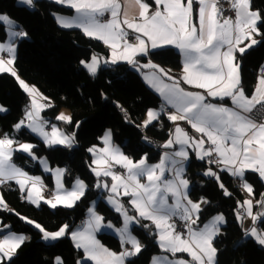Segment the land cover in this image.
Returning <instances> with one entry per match:
<instances>
[{"label":"snow or ice","instance_id":"obj_1","mask_svg":"<svg viewBox=\"0 0 264 264\" xmlns=\"http://www.w3.org/2000/svg\"><path fill=\"white\" fill-rule=\"evenodd\" d=\"M21 6L34 9L37 0H18ZM54 3L75 11L72 17L53 13L57 24L63 28H77L89 38L102 41L111 50L109 59H102L93 54L89 61L81 60V65L86 68L89 75L95 76L101 63L117 64L124 61L137 71L153 69L154 72L145 73L144 78L156 91L164 97L167 104L176 109L169 113L168 119L172 122L187 120L196 132L207 137H190L179 125L170 134V138L160 147L173 149L164 152L158 164L150 165L145 154L138 161L125 155L117 146L112 144L111 130L102 137L104 147L96 150L90 148L89 152L99 158L92 163L100 167L92 171L97 178L110 177L111 185L97 181L98 189L107 190L109 195L106 200L109 205L122 217V226L115 225L100 215L95 206L87 209V219L82 225L72 230L64 224L56 231H47L40 223L27 217L16 215L29 225H33L40 233L41 238L47 242H55L63 237H70L77 249L83 250V257L76 264H133V258L138 257L145 246L140 242L131 228L140 225L147 229L148 224L141 220L151 221L156 229L158 247L165 255L153 256L150 264H219V250L214 246L216 238L221 234L222 226L227 223L223 214H217L199 227L202 205L210 201L201 197L193 201L189 196L190 181L185 178L186 165L190 154L186 148L195 152L196 159L205 160L215 164L220 171L227 172L231 177L239 178L241 187L251 196L253 187L245 178L246 170L259 174L264 180V124H257L245 113H251L257 105L264 107V75L258 78V86L251 97L246 96L241 87L240 64L237 62L236 53L241 56L264 40V32L260 31V24H264V14L251 9V0H233L232 7L236 18L225 19L220 22L221 11L216 6V0H155L157 10L148 15L149 5L136 0L140 6L142 22H130L127 18L123 25L131 29L137 43H130V33L122 26L120 20V4L117 0H53ZM199 3V28L189 24L193 16L194 4ZM163 5L161 11L160 6ZM105 12H110L112 19L106 23L99 21L98 17ZM0 25L10 26L8 29L9 42H0V52H6L8 59L0 58V73H10L16 77L20 87L29 94L30 109L25 112L24 118L14 125V130L20 132L27 128L31 133L41 137L48 147L64 145L71 148L75 143V133L67 134L55 125L51 132L45 130L48 121L44 120L40 112L46 107L37 97L40 95L36 89L30 88L23 80L19 79L14 70L16 48L14 41L24 39L27 33L23 30L15 31L16 22L7 14L0 13ZM143 37H147L145 40ZM150 42V46H149ZM167 45H175L184 54L183 82L196 88L206 90V96L198 92H188L180 87L175 78L169 76L162 68L149 60L141 64L139 57L150 56L155 50ZM264 72V66L261 69ZM156 72L173 80L172 84L164 83ZM223 101L229 98L232 107L223 104L211 103L207 100ZM41 99H47L41 97ZM7 109L0 105V112ZM123 111V109H122ZM161 113L153 109L147 110V119L143 127L147 128L157 121ZM57 120L67 124L72 123L71 116L63 113L56 117ZM79 127V122H77ZM145 141L151 143L148 137ZM209 144L210 147L205 145ZM15 145V147H14ZM179 145V148H175ZM34 144L21 143L7 134L0 138V185L15 181L21 192H26V199L39 206L43 199L41 196L42 181L38 176H30L13 161L14 152H22L33 160L37 157L33 153ZM114 161L126 170L125 175L113 172L109 161ZM45 171H51L56 178V192L53 199L43 200L51 209L58 207L74 208L78 201L86 195L87 185L77 178L73 188H64L62 179L64 169H50L47 161L41 159ZM170 174L171 178H168ZM204 176L213 177L225 195H231L220 181L218 172L211 167L206 169ZM146 178L147 183H141ZM30 185V186H29ZM264 196V193L261 194ZM130 197L128 203L135 211L130 215L120 197ZM169 197L171 203H169ZM260 211L253 212V201L245 199L238 202L242 212L236 213V219L241 224L244 239H252L259 246L264 247V199L257 200ZM95 205V202H93ZM7 204L0 195V211H7ZM174 217H179L184 222L186 234L176 230ZM245 218H251L252 226L244 228ZM258 223L261 225L258 227ZM104 229L114 230L120 238L122 251L112 252L105 248L96 238V234ZM30 237L10 231L9 225L0 224V264H14L18 250ZM130 246V247H129ZM187 253L191 260L177 257V254ZM171 257L170 258L169 255ZM54 264H64L61 257H55Z\"/></svg>","mask_w":264,"mask_h":264},{"label":"trees","instance_id":"obj_2","mask_svg":"<svg viewBox=\"0 0 264 264\" xmlns=\"http://www.w3.org/2000/svg\"><path fill=\"white\" fill-rule=\"evenodd\" d=\"M17 0H0V13L15 20L26 38L17 42L14 69L25 82L36 87L47 98L49 105L42 112L47 121H54L61 109H68L72 123L63 124L67 134L75 133V148L66 146L47 147L39 138L26 128L14 131V125L24 118L28 108V95L20 87L17 79L10 73H0V104L7 111L0 113V137L5 134L19 142L35 145L33 153L37 158L45 157L52 167H64V183L69 186L79 178L87 185L86 195L71 209L58 207L53 210L46 204L36 206L27 201L24 194L14 185L1 187V194L9 210L0 211V224L9 225L10 231L26 234L30 239L18 250L14 264H54L55 257H61L64 264H76L83 253L74 247L70 237L60 238L49 245L41 239V233L32 225L21 220L27 217L41 224L47 231H56L64 224L73 230L82 225L87 209L92 201L99 198L97 212L104 221L121 226V218L103 200L107 195L96 187V176L91 172L89 149L101 144L100 139L109 129L112 141L121 151L134 161L147 154L149 163L159 161L162 151L142 139L146 136L156 145H163L172 133L175 124L161 113L159 119L144 128L141 124L147 110L162 107L160 98L143 82L138 72L128 64L101 65L93 77L82 67L81 60L89 61L93 54L100 58L108 56L105 45L89 38L79 29L60 27L53 13L67 15L71 9L47 0H37L34 9L20 6ZM251 9L264 14V0H251ZM264 32V24H260ZM257 40L264 38L257 36ZM6 39L5 27L0 25V41ZM241 85L249 93L253 90L258 71L264 65V42L259 43L246 54H238ZM147 58H141L145 63ZM150 60L174 71L181 69L180 55L171 48L156 50ZM123 109V111H122ZM79 122V127H77ZM180 125H183L182 123ZM15 147V145H14ZM186 165L185 178L190 181L189 196L193 201L201 197L210 201L201 213L200 224L223 214L227 223L222 226L221 234L214 246L219 250V264H264V247L252 239H244L241 224L236 213L242 212L238 202L248 198L246 191L227 172L220 171L206 160H198L193 152ZM13 161L31 176L42 178L47 189L53 186L52 177L44 174L40 166L28 155L14 152ZM211 167L218 172L220 181L231 195H225L213 177L204 176ZM245 178L253 187L251 198L254 201L253 212L260 211L256 201L264 199V182L255 172H246ZM51 192V191H50ZM130 197L121 200L129 213L135 211L128 204ZM19 214L16 215V214ZM145 229L133 225L131 231L145 246L142 253L133 258V264H150L151 257L161 254L156 238V229L147 220ZM261 225L258 223L257 225ZM102 244L113 251L121 249V243L113 235L100 233ZM88 264H92L88 262Z\"/></svg>","mask_w":264,"mask_h":264},{"label":"crops","instance_id":"obj_3","mask_svg":"<svg viewBox=\"0 0 264 264\" xmlns=\"http://www.w3.org/2000/svg\"><path fill=\"white\" fill-rule=\"evenodd\" d=\"M47 1H51V2H53V0H47ZM117 2L120 4V20H121V23L123 22V20L125 19V18H127L130 22H137V23H139V22H142V18L140 17V15H139V13H140V11H141V9H140V6H139V4L138 3H136V0H117ZM183 2H185L186 3V0H183ZM141 3H147L148 5H149V8H148V12H147V14L148 15H151V14H153L156 10H157V5L155 4V0H141ZM59 5V4H58ZM199 7H200V5H199V3L197 2V3H195L194 4V13H193V16H191L190 18H189V24L191 25V24H195L196 26H197V28H199V15H198V9H199ZM67 8V7H66ZM160 9H161V11H162V9H163V5H161L160 6ZM106 13H108L107 15V17H106V19H105V21L103 22V23H106V22H108V21H110L111 19H112V17H111V13L110 12H105L104 13V15L103 16H100V17H98V19H99V21L106 15ZM60 15H63V14H60ZM75 15V11L74 10H72L71 9V13L70 14H67V15H64V16H68V17H72V16H74ZM235 18H236V15H235V17L234 18H226V19H231L233 22L235 21ZM219 20H220V17H219ZM225 20V19H224ZM223 20V21H224ZM223 21H220L221 23H223ZM122 26L127 30V31H130V32H133L131 29H127V26L126 25H123V23H122ZM61 27V26H60ZM63 28V27H62ZM66 29H68V28H66ZM72 29H77V28H72ZM18 30H20V29H18ZM79 30H81V29H79ZM82 31V30H81ZM83 32V31H82ZM134 34H136V35H138L137 33H134ZM145 40H147V37H143ZM257 39V38H256ZM102 42V41H101ZM103 43V42H102ZM104 44V43H103ZM105 45V44H104ZM149 46H150V42H149ZM105 47L107 48V50H108V56L106 57V58H102V59H109L110 58V53H111V50H110V48L108 47V46H106L105 45ZM255 47V46H254ZM165 48H171V49H174L175 51H177L178 53H179V55H180V61H181V69L179 70V71H174L173 69H171V68H169V67H164V66H162V65H160V64H158V63H155V62H153L152 60H151V62L152 63H154L155 65H157V66H159V68H162L165 72H167L168 74H169V76H171V77H173V78H175V81L176 82H179V84H180V87L181 88H183L185 91H188V92H198V93H201V94H204L205 96H206V90H204V89H199V88H196V87H194L193 85H189V84H186V83H184L183 82V79H182V77L184 76V71H183V66H184V59H185V57H184V54L181 52V50L179 49V48H177L175 45H167V46H164L163 48H160V49H165ZM160 49H157V50H160ZM156 51V50H155ZM239 54V52H237L236 53V56ZM141 58H147L146 60V62L145 63H141V64H146V63H148L149 62V60H150V56H143V57H139L138 59L140 60ZM238 62V61H237ZM121 63H124V64H127L126 62H124V61H119L117 64H121ZM101 65H115V64H104V63H101ZM100 65V66H101ZM131 66V65H130ZM264 66V65H263ZM85 70H86V68L84 67V66H82ZM133 68V67H132ZM136 72H138L139 73V75H140V77H141V79L143 80V82L160 98V101H161V104H162V109L163 108H166V109H169L170 111H171V113H174V112H176V109L175 108H173L171 105H169V104H167V102L165 101V99H164V97L163 96H161L160 95V93L158 92V91H156L155 90V88H153L148 82H146V80H145V78H144V75H145V73H151V72H154L155 70H153V69H147V68H145V69H142V70H140V71H137L135 68H133ZM262 69V67L260 68V70ZM260 70L258 71V76H257V79H256V82H255V84H254V87H253V90L251 91V92H249V93H247L245 90H244V87H242V85H241V87L243 88V90H244V92H245V94H246V96H248V97H251L252 95H253V93H254V90L257 88V86H258V78L261 76L260 75ZM16 71V70H15ZM87 71V70H86ZM88 72V71H87ZM156 75H157V77L159 78V79H161V80H163V82L164 83H168V84H172L173 83V80H169L167 77H165V76H162V74L161 73H159V72H156ZM16 78V77H15ZM24 81V80H23ZM28 85V84H27ZM29 87H31V86H29ZM24 91V90H23ZM25 92V91H24ZM26 93V92H25ZM27 94V93H26ZM28 95V94H27ZM38 97H40V96H38ZM28 99H29V95H28ZM207 100L209 101V102H211V103H216V104H223L224 106H228V107H232V104H231V101H230V99L229 98H225L223 101H219V100H214L213 98H211V97H207ZM44 103L45 104H47V105H49V102L47 101V100H45L44 101ZM162 109L160 108L159 110V112L160 113H162ZM147 114V113H146ZM245 115H247L250 119H251V117H250V115H249V113H245ZM174 124H175V126H174V129H175V127L177 126V125H179L190 137H193V138H195V139H200L201 137H203V139H205V141H207V137L206 136H203V134L202 133H198V132H196L195 131V129H193L192 127H191V125L189 124V122L187 121V120H183V121H176V122H173ZM183 124V125H180V124ZM261 124H264V122L263 123H261ZM174 129H173V131H172V133L171 134H173L174 133ZM0 138H3V137H0ZM169 138H170V136H169ZM168 138V139H169ZM167 139V140H168ZM166 140V141H167ZM165 141V142H166ZM112 142V144L113 145H115L116 146V144H114L113 143V141H111ZM164 142V143H165ZM163 143V144H164ZM101 145L102 144H100V145H98V149H101ZM206 147H207V143H206V145H205ZM211 146V145H210ZM118 147V146H117ZM119 148V147H118ZM175 148H179V145H176L175 146ZM120 149V148H119ZM165 149V148H164ZM97 150V149H96ZM121 150V149H120ZM170 152L171 151H173V149H168ZM186 150L190 153V152H193L194 154H195V152L192 150V149H190V148H186ZM99 154V152L97 151V155ZM196 156V155H195ZM92 158V157H91ZM206 161H207V158L205 159ZM13 163H14V161H12ZM111 162V160L109 161V163ZM100 167L101 166H97V167H95L96 169H100ZM120 170H123V169H120ZM125 171V170H124ZM249 171H251V170H246V172H249ZM251 172H253V171H251ZM256 173V172H255ZM117 174H120V175H123V174H121L119 171H118V173ZM126 174V172H124V175ZM258 174V173H257ZM31 176V175H30ZM258 176H259V174H258ZM101 178H104V177H101ZM168 178H171V175H168ZM234 178V177H233ZM236 181L238 180L239 182H241L240 181V179L237 177V178H234ZM261 179V178H260ZM262 180V179H261ZM263 182H264V180H262ZM10 184H14L18 189H19V185H17L16 183H15V181H9V182H7L6 184H4V185H1L0 187H7V186H9ZM30 186V185H29ZM39 187H42V186H40L39 185ZM189 189H190V186H189ZM20 191V190H19ZM42 191V190H41ZM21 192V191H20ZM22 194H24V196L26 197V195H27V193L26 192H21ZM247 193V192H246ZM51 194H52V192H51ZM248 194V193H247ZM0 195H2L1 194V191H0ZM249 195V194H248ZM44 196V195H43ZM106 197V196H105ZM49 198V197H48ZM123 198V196L121 197V199ZM247 199H251L252 201H253V199L251 198V196H248V198ZM27 200V199H26ZM28 201V200H27ZM30 202V201H29ZM33 204V203H32ZM129 204V203H128ZM253 204H254V201H253ZM130 205V204H129ZM209 206V204L208 205H202V207L203 208H205V207H208ZM130 207H132L131 205H130ZM7 208H8V210H9V207L7 206ZM85 218H86V216H85ZM84 218V220L83 221H85L86 219ZM250 221L252 222V220H251V218H250ZM148 222H150L151 223V221H148ZM244 222L245 221H243V224H244ZM105 223H106V221H105ZM152 224V223H151ZM154 226V225H153ZM78 227V226H77ZM77 227H75L73 230H75ZM155 227V226H154ZM12 232V231H11ZM101 232V231H100ZM100 232H98L97 234H96V238L99 240V238H98V235L100 234ZM14 233V232H13ZM16 234H23V233H16ZM24 235H26V234H24ZM27 236V235H26ZM117 237L116 238H118V240L120 241V238H119V236L118 235H116ZM72 240V239H71ZM27 241V240H26ZM100 241V240H99ZM73 242V241H72ZM100 243H101V241H100ZM121 243V242H120ZM102 244V243H101ZM105 248H107V249H109L107 246H105L104 244H102ZM130 247V246H129ZM78 250H80L82 253H83V250L82 249H78ZM110 251H112V252H116V253H119V252H121L123 249H122V247H121V249L119 250V251H113V250H111V249H109ZM162 255H165V253H161V254H158V255H155V256H162ZM167 255H169L170 256V254H167ZM82 257H83V255H82ZM177 257H179V258H183V259H185V260H191V258L188 256V254L187 253H182V254H177ZM170 258H173L174 259V257H171L170 256ZM88 262H90V263H92V264H94V262H92V261H88Z\"/></svg>","mask_w":264,"mask_h":264},{"label":"rangeland","instance_id":"obj_4","mask_svg":"<svg viewBox=\"0 0 264 264\" xmlns=\"http://www.w3.org/2000/svg\"><path fill=\"white\" fill-rule=\"evenodd\" d=\"M17 2V4L18 5H20L19 4V2H18V0L16 1ZM21 6V5H20ZM11 20H13V21H15L14 19H12L11 17H9ZM16 25H17V27H15L14 28V30L15 31H20V30H18L19 29V26H18V24L16 23ZM4 27H5V32H6V39L4 40V41H0V42H3V43H8L9 42V36H8V29H9V27L10 26H7V25H3ZM19 40H21V39H16L13 43H14V46H15V48H16V50H17V42L16 41H19ZM5 53V54H4ZM2 54L4 55V56H2ZM15 55H16V53H15ZM0 58H3V59H5V60H7L9 57H8V54L6 53V52H0ZM14 67V66H13ZM15 70V69H14ZM17 73V72H16ZM17 75H18V73H17ZM18 77H19V79H21V77L18 75ZM21 80H23V79H21ZM25 82V81H24ZM26 84H28V86H31L30 88H34V89H36V91L40 94L39 96L40 97H37V99H38V101L40 102V103H44V101L46 100V99H41V97H44L41 93H40V91L36 88V87H34L33 85H30L29 83H27V82H25ZM27 93V92H26ZM28 94V93H27ZM29 95V94H28ZM45 98V97H44ZM30 100H31V98H30V96H29V99H28V108H27V110H29L30 109ZM45 104V103H44ZM1 105V104H0ZM45 105H47V104H45ZM48 106H46L43 110H45L46 108H47ZM153 110H155V111H157V112H159L160 110L159 109H156V108H152ZM161 109H162V107H161ZM164 109V108H163ZM26 110V111H27ZM43 110L40 112V115H41V117H42V112H43ZM0 113H5V112H0ZM61 113H63L64 115H66V116H71V114H70V111L68 110V109H61L60 111H59V113H58V115H60ZM57 115V116H58ZM56 116V117H57ZM168 117V116H167ZM43 118V117H42ZM147 119V114L145 115V117H144V119H143V121H142V126H143V122L145 121ZM47 121V120H46ZM48 124H50L51 125V127H52V125H55L58 129H60L61 131H63V132H65L64 131V128L62 127V125L63 124H67V123H65V122H63V121H59V120H57L56 118L54 119V121H48ZM47 124V125H48ZM13 129H14V127H13ZM27 129V128H26ZM28 130V129H27ZM46 130V129H45ZM15 131V130H14ZM30 131V130H29ZM47 131V130H46ZM107 131H109V129H107L105 132H104V134H103V136L102 137H104V135H105V133L107 132ZM49 133L51 132V130L50 131H48ZM31 133V132H30ZM66 133V132H65ZM32 135H34V136H36L37 138H39L42 142H43V140H42V138L41 137H39V136H37L36 134H34V133H31ZM100 142H101V148H103L104 147V143H103V141H102V139H100ZM22 143H27V142H22ZM44 143V142H43ZM56 146H64V145H54V146H51V147H56ZM77 145L74 143V145L71 147V148H75ZM116 146H118L117 144H116ZM48 147V146H47ZM119 147V146H118ZM92 148H95V149H97V150H99L98 149V146H94V147H92ZM166 151H168V152H170L168 149H164L163 151H162V154L164 153V152H166ZM90 153V155H91V165H90V170H91V172L93 173V171H92V169L93 168H95V167H97L98 165H96V164H93L92 163V161H93V159H95V158H99V156L101 155L100 153L97 155V153H96V156H94L93 155V153H91V152H89ZM162 154H161V156H162ZM27 155V154H26ZM30 157V156H29ZM32 159V158H31ZM41 159H43V160H46L47 161V159L45 158V157H41V158H37V159H35L34 161L40 166V168H41V170L43 171V173L44 174H48V175H50L51 177H52V181H53V186H52V188L50 189V191L52 192V195H50L49 196V198L48 197H45V196H43L44 194H43V192L41 191V196L43 197V199L40 201V205L41 204H44L43 203V200H47V199H53L54 198V194H55V192H56V178H54V176H53V173L51 172V171H45V169H44V167L41 165V163H40V161H41ZM160 160H161V157H160V159H159V161L158 162H156V163H149L150 165H155V164H158L159 162H160ZM47 164H48V167L50 168V169H64L65 170V168L64 167H59V166H56V167H52L50 164H49V162L47 161ZM110 164L112 165V171L113 172H115V173H118V171L120 172L121 170L120 169H123V171L125 170L124 168H122L120 165H117V164H115V162L114 161H111L110 162ZM97 170H100V169H97ZM124 172H126V170L124 171ZM94 174V173H93ZM166 175H170V174H166ZM39 177V176H38ZM97 178V177H96ZM40 179H41V181L43 182V180H42V178L40 177ZM60 179H62V182H63V185H64V188L65 189H67V190H71L72 188H73V185H74V183H75V181L77 180V179H75L69 186H67L65 183H64V175H63V177H61ZM101 182H103V183H107L109 186L111 185V183H112V181H111V178L110 177H104V178H98ZM98 179H97V181H98ZM81 180V179H80ZM236 182H239L238 180L236 181ZM141 183H147V180H146V178H142L141 179ZM96 184H97V182H96ZM240 185H241V182H240ZM1 186V185H0ZM41 186V185H40ZM42 186H46L45 185V183L43 182L42 183ZM38 187H39V185H38ZM100 191H105L106 193H107V195H106V197H104L103 198V200H104V202L113 210V211H115L113 208H112V206L111 205H109L108 203H107V200H106V198H107V196L109 195V193H108V191L107 190H104V189H99ZM190 190V189H189ZM0 191H1V187H0ZM120 199H121V197H120ZM98 201H99V198L98 199H96V200H94V201H92L91 202V204H90V206H97V204H98ZM93 202H95V205H93ZM172 201H171V198L169 197V203H171ZM35 205V204H34ZM47 205V204H46ZM37 206V205H36ZM89 206V207H90ZM50 208V207H49ZM132 208V207H131ZM133 209V208H132ZM134 210V209H133ZM116 212V211H115ZM117 213V212H116ZM130 214V213H129ZM130 215H132V214H130ZM87 216H88V213L86 212V218L85 219H87ZM120 218H121V221H122V217L120 216ZM174 218H179V217H174ZM180 219V218H179ZM209 221V219L205 222V223H207ZM244 224H243V227L244 228H247V227H251L252 226V222L250 221V218H245L244 219ZM105 222V221H104ZM107 223V222H106ZM204 223V224H205ZM204 224H200L199 223V227H202ZM33 226V225H32ZM81 226V225H80ZM121 226H122V224H121ZM120 226V227H121ZM79 227V226H78ZM116 227V226H115ZM118 228V227H117ZM100 233H107V234H110V235H113V236H115V237H117L116 235H117V233L114 231V230H111V229H104V230H102ZM42 239V238H41ZM42 241L45 243V244H47V245H49V244H51V243H53V242H47V241H44L43 239H42Z\"/></svg>","mask_w":264,"mask_h":264},{"label":"built area","instance_id":"obj_5","mask_svg":"<svg viewBox=\"0 0 264 264\" xmlns=\"http://www.w3.org/2000/svg\"><path fill=\"white\" fill-rule=\"evenodd\" d=\"M232 3H233V0H216V6L222 13V15L220 16V21H223L226 18H234L235 17L236 12L232 7ZM107 14L108 13H106V15L100 20V22L103 23L105 21L106 17L108 16ZM128 32L130 33V35L128 37L129 42L133 43V44L137 43V41L135 39L136 34H134L133 32H130V31H128ZM2 56H4V55L2 54ZM260 75H264V72H262L261 70H260ZM162 113L165 116H168V114L171 113V111L169 109L164 108V109H162ZM249 115H250L251 119L254 120V122H256L257 124L263 123L264 122V107L257 105L256 108L253 109V111L251 113H249ZM45 129L47 131H50L51 125L50 124L46 125ZM144 137H146V136H142L143 140H145ZM149 140L151 141L150 144L155 146L157 148V150L161 149L160 145H156L154 143V141H152L151 139H149ZM147 143H149V142H147ZM207 147H210V145L207 144ZM213 165H215V164H213ZM215 166H217V165H215ZM120 173L124 175L123 170H121ZM237 183L240 185V182H237ZM41 190H42L45 197H49L50 195H52L50 190L45 188L44 186L41 187ZM172 222L175 223L176 230L178 232H183L186 234V231L184 229V222L182 220H180L179 218L178 219L173 218Z\"/></svg>","mask_w":264,"mask_h":264}]
</instances>
